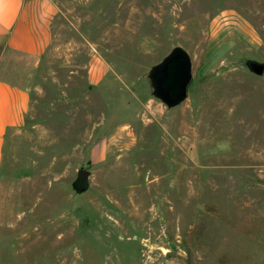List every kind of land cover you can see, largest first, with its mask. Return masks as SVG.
<instances>
[{
	"label": "rangeland",
	"instance_id": "374dc122",
	"mask_svg": "<svg viewBox=\"0 0 264 264\" xmlns=\"http://www.w3.org/2000/svg\"><path fill=\"white\" fill-rule=\"evenodd\" d=\"M51 1L40 57L0 50L31 97L4 142L0 264H264V73L247 67L264 0ZM176 45L192 80L166 110L144 74Z\"/></svg>",
	"mask_w": 264,
	"mask_h": 264
},
{
	"label": "crops",
	"instance_id": "0c3cea01",
	"mask_svg": "<svg viewBox=\"0 0 264 264\" xmlns=\"http://www.w3.org/2000/svg\"><path fill=\"white\" fill-rule=\"evenodd\" d=\"M57 8L51 0H0V50L30 59L40 57L52 39ZM10 60L0 61V184L6 135L19 128L30 107L24 76ZM99 67L94 76H100Z\"/></svg>",
	"mask_w": 264,
	"mask_h": 264
},
{
	"label": "water",
	"instance_id": "95a60500",
	"mask_svg": "<svg viewBox=\"0 0 264 264\" xmlns=\"http://www.w3.org/2000/svg\"><path fill=\"white\" fill-rule=\"evenodd\" d=\"M247 67L256 76L264 73V64L248 61ZM150 88V96L158 100L166 110H172L188 97V87L192 80V62L188 52L179 45L173 46L157 63L151 65L144 74ZM89 170L80 169L73 182L76 192L88 187Z\"/></svg>",
	"mask_w": 264,
	"mask_h": 264
}]
</instances>
